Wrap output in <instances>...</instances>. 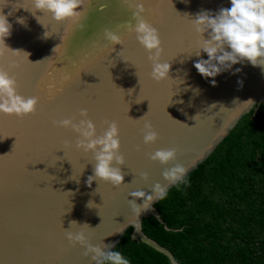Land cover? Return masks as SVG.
<instances>
[{"label":"water","instance_id":"water-1","mask_svg":"<svg viewBox=\"0 0 264 264\" xmlns=\"http://www.w3.org/2000/svg\"><path fill=\"white\" fill-rule=\"evenodd\" d=\"M146 7L153 10L147 15L157 22L162 40L161 62L172 66L170 79L161 82L153 80L149 53L134 33L135 0H86L75 24L36 11L33 0H0V12L12 24L5 43L18 50L0 57V67L17 79L18 94L42 101L34 114L22 118L0 112V264H92L85 248L66 239L65 230L85 231L94 245L113 249L128 228L132 240L163 253L171 264H182L143 231L149 216L167 230H178L161 217L159 200L136 217L130 193L152 195L157 182L167 185L166 169L182 164L188 175L203 163L247 113L264 105V67L244 60L205 78L194 66L209 57L193 20L204 11L215 15L230 8L231 0H149ZM106 30L123 44L106 40ZM203 37L210 39L208 32ZM81 109L88 111L98 136L107 129L105 121L118 123L126 160L120 187L103 180L89 187L94 154L76 147L79 137L72 129L55 125L65 118L78 123ZM147 122L159 134L150 145L143 141ZM171 148L178 150L176 160L150 159L155 151ZM71 221L78 224L71 227Z\"/></svg>","mask_w":264,"mask_h":264},{"label":"clouds","instance_id":"clouds-1","mask_svg":"<svg viewBox=\"0 0 264 264\" xmlns=\"http://www.w3.org/2000/svg\"><path fill=\"white\" fill-rule=\"evenodd\" d=\"M85 3L86 0H33L36 11L51 13L57 22L67 20L69 24H75L82 19L85 12ZM148 3L149 0H135V11L133 12L135 20L134 33L138 42L149 53L148 60L153 65L151 73L153 80L161 82L170 79L169 74L172 66L170 62H161L164 48L159 30L154 26L157 22L148 18L147 14L153 11L150 7H146ZM81 6H83V10L77 11ZM17 22L25 23L23 18H18ZM193 23L196 32L203 39L201 49L209 57L207 60H198L194 65L205 78H214L222 71L229 70L233 65L244 60H247L253 66L264 67V0H231L230 8H221L215 15L207 11L198 13ZM11 29L12 24L7 16L0 12V57L5 56L8 52L18 51L10 49L5 43V38L11 35ZM205 32L209 33L210 39H204L203 34ZM104 36L106 40L114 45L123 44L121 37L112 31L106 30ZM226 49H230V51ZM196 55L199 56L200 51ZM212 83L215 85V79L212 80ZM17 88V79L11 76L3 67H0V112L9 115L14 114L21 118L34 114L37 105L42 104V101L38 96L23 97L18 94ZM80 116L83 118L78 123L69 118L57 120L54 123L57 127L72 129L79 137L76 147L84 152L94 154V174L88 177V186L91 187L94 180L110 182L114 187L125 184V173L120 166H126V160L120 154L121 140L119 138L118 123L105 121L107 129L102 135L98 136L96 124L88 118V111L81 109ZM195 117H193L194 120ZM158 139L159 134L155 131L153 125L150 122L145 123L143 130L144 144H154ZM177 155L178 150L176 148L157 150L150 154V159L168 164L176 160ZM57 159L60 158L57 157ZM187 173L188 169L184 165L176 164L163 172L164 179L168 182L167 185L157 182L152 187V195L142 190L131 192L130 195L134 199L129 200V205L135 216L139 217L143 213L152 210L155 201L162 200L167 196L169 185L187 183ZM142 179L146 182L149 181L148 173H142ZM137 199H142L143 204H137ZM92 204L90 202L89 207ZM70 223L71 227L78 224L77 221H71ZM136 227L139 229V225H136ZM65 234L66 239L73 247L80 245L85 248L83 255L90 257L92 264L93 262L94 264H104L105 261L109 264H129V261L120 252L111 250L113 245H94L85 231L72 232L65 230Z\"/></svg>","mask_w":264,"mask_h":264},{"label":"trees","instance_id":"trees-1","mask_svg":"<svg viewBox=\"0 0 264 264\" xmlns=\"http://www.w3.org/2000/svg\"><path fill=\"white\" fill-rule=\"evenodd\" d=\"M156 203L144 233L182 264H264V105L251 110L211 155ZM112 251L129 264H171L163 253L131 239ZM104 264H109L105 261Z\"/></svg>","mask_w":264,"mask_h":264}]
</instances>
